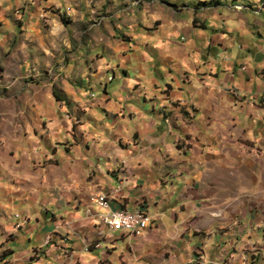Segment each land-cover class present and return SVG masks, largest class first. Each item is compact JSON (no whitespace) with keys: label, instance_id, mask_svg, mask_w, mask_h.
Returning <instances> with one entry per match:
<instances>
[{"label":"crops","instance_id":"1","mask_svg":"<svg viewBox=\"0 0 264 264\" xmlns=\"http://www.w3.org/2000/svg\"><path fill=\"white\" fill-rule=\"evenodd\" d=\"M42 1L25 10L67 9L69 28L16 29L83 52L94 97L78 113L74 94L83 146L55 89L3 118L0 264H264V0ZM97 194L148 227L101 225Z\"/></svg>","mask_w":264,"mask_h":264},{"label":"rangeland","instance_id":"2","mask_svg":"<svg viewBox=\"0 0 264 264\" xmlns=\"http://www.w3.org/2000/svg\"><path fill=\"white\" fill-rule=\"evenodd\" d=\"M19 1L23 10L13 7L16 2L14 0H0V142H2L1 135L5 132V126H9L4 117L10 114H23L29 118L35 115L40 116V99L49 98L53 101L55 98L52 90L55 89L61 100H55L54 107L61 110L63 118L68 121L67 132L71 134L74 145L83 146V137L78 129L79 124L76 123L77 119H73L71 108L76 100L75 92L79 91L81 94L82 103L78 113L89 107L90 100L94 97L92 94L82 95L87 90L83 81L84 70L79 69L81 67L86 69L88 65L84 53L82 52L81 56L70 54L65 51L63 43H55L44 51L40 48L36 29L25 30L22 27L23 24L16 29L18 22L21 21L35 24L33 22L37 17L40 20L38 30L46 34L51 29V18L56 17L54 14L65 27L69 28L70 17L67 9L62 10L52 6L48 10L49 14H42L40 18L38 12L25 10L28 6L27 2L31 0ZM40 2L43 1L40 0ZM10 4L13 6L9 7ZM42 12L45 13L46 10ZM22 13H26L27 16H22ZM80 45L83 46V40ZM62 100L68 103L66 108L63 107L65 103ZM29 124L35 126L32 123ZM34 133H40V124H37ZM59 145L69 148L72 143L61 141ZM87 210L89 212V209Z\"/></svg>","mask_w":264,"mask_h":264},{"label":"built area","instance_id":"3","mask_svg":"<svg viewBox=\"0 0 264 264\" xmlns=\"http://www.w3.org/2000/svg\"><path fill=\"white\" fill-rule=\"evenodd\" d=\"M101 213L98 216L99 223L114 232H125L133 237L140 234L148 227V219H139V209L133 211L112 210L106 194H97L90 198ZM89 214H90V208Z\"/></svg>","mask_w":264,"mask_h":264},{"label":"bare ground","instance_id":"4","mask_svg":"<svg viewBox=\"0 0 264 264\" xmlns=\"http://www.w3.org/2000/svg\"><path fill=\"white\" fill-rule=\"evenodd\" d=\"M139 219H147V217L142 212H139Z\"/></svg>","mask_w":264,"mask_h":264},{"label":"trees","instance_id":"5","mask_svg":"<svg viewBox=\"0 0 264 264\" xmlns=\"http://www.w3.org/2000/svg\"><path fill=\"white\" fill-rule=\"evenodd\" d=\"M211 3H214V2H211ZM64 20V19H63Z\"/></svg>","mask_w":264,"mask_h":264}]
</instances>
